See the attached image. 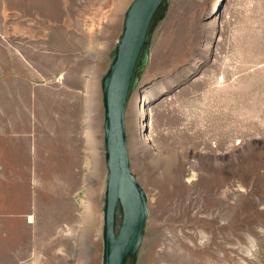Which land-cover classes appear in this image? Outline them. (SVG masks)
Listing matches in <instances>:
<instances>
[{
  "label": "rangeland",
  "instance_id": "rangeland-1",
  "mask_svg": "<svg viewBox=\"0 0 264 264\" xmlns=\"http://www.w3.org/2000/svg\"><path fill=\"white\" fill-rule=\"evenodd\" d=\"M133 1L0 0V82L59 89L65 149L80 111L72 178L0 181V264H102V81ZM146 40L125 131L148 217L126 264H264V0H169Z\"/></svg>",
  "mask_w": 264,
  "mask_h": 264
},
{
  "label": "water",
  "instance_id": "water-1",
  "mask_svg": "<svg viewBox=\"0 0 264 264\" xmlns=\"http://www.w3.org/2000/svg\"><path fill=\"white\" fill-rule=\"evenodd\" d=\"M169 0H134L123 23V32L109 71L102 81L105 162L108 170L104 204L103 262H135L148 217L145 192L130 170L125 131L129 92L139 81L148 61L154 16ZM121 212L117 225V212Z\"/></svg>",
  "mask_w": 264,
  "mask_h": 264
},
{
  "label": "crops",
  "instance_id": "crops-1",
  "mask_svg": "<svg viewBox=\"0 0 264 264\" xmlns=\"http://www.w3.org/2000/svg\"><path fill=\"white\" fill-rule=\"evenodd\" d=\"M50 85L21 74L0 82V181L66 180L72 178L71 168L78 167L80 111L73 104L68 115L73 129H68V152L62 145V93ZM33 120L40 125L38 138L33 136ZM36 146L39 154L33 152ZM27 221L32 224L35 217L28 215Z\"/></svg>",
  "mask_w": 264,
  "mask_h": 264
},
{
  "label": "bare ground",
  "instance_id": "bare-ground-1",
  "mask_svg": "<svg viewBox=\"0 0 264 264\" xmlns=\"http://www.w3.org/2000/svg\"><path fill=\"white\" fill-rule=\"evenodd\" d=\"M86 165H87V164H86ZM80 204H81V206H83L85 209L89 208L87 202L84 201L83 198H81Z\"/></svg>",
  "mask_w": 264,
  "mask_h": 264
}]
</instances>
